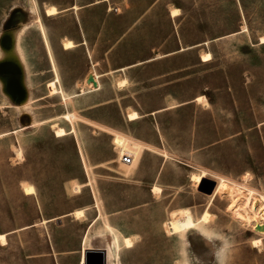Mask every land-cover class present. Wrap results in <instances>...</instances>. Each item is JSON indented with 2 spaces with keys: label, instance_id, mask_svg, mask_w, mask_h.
Here are the masks:
<instances>
[{
  "label": "rangeland",
  "instance_id": "1",
  "mask_svg": "<svg viewBox=\"0 0 264 264\" xmlns=\"http://www.w3.org/2000/svg\"><path fill=\"white\" fill-rule=\"evenodd\" d=\"M262 36L264 0H0V264H81L96 246L113 264L102 215L134 240L119 264H264V234L253 245L230 197L190 177L205 170L264 196ZM56 74L63 92L51 94ZM57 124L75 129L56 136ZM112 131L150 148L121 163ZM176 208L206 209L207 231L168 233Z\"/></svg>",
  "mask_w": 264,
  "mask_h": 264
},
{
  "label": "bare ground",
  "instance_id": "2",
  "mask_svg": "<svg viewBox=\"0 0 264 264\" xmlns=\"http://www.w3.org/2000/svg\"><path fill=\"white\" fill-rule=\"evenodd\" d=\"M76 7V4L74 5ZM56 11H58L57 6L54 4L47 5L45 7V13L47 15H52ZM177 8H174L171 10V14H176ZM39 20L40 25L42 26L41 19L37 18ZM43 30V26H42ZM262 41H264V36L261 37ZM64 48H71L74 45V41L70 38H65L62 42ZM47 45V44H46ZM49 51V50H48ZM53 57V56H52ZM203 59L209 57V53H204L202 55ZM53 69L55 70V66L53 64ZM96 73V72H95ZM59 79V75L56 74V77L47 81V87L48 92L51 94L58 92H63L62 88L57 85V80ZM123 80H119L118 84H122ZM86 82L92 86L97 84L96 77L92 75H88L86 78ZM94 85V86H95ZM64 99L68 97V95L63 94L62 95ZM200 101H203L204 103H207V99L204 94L200 95L198 97ZM63 116L70 121L72 124L73 120L75 118H79L76 112L73 110H67L64 112ZM139 114L136 110H129L127 112L128 119L130 118H136ZM54 127V126H53ZM99 127L104 128L99 125ZM55 128V135H64L69 131H74L75 128H73V125H71L69 130L64 128L62 125L57 124ZM105 129V128H104ZM113 132V141L121 147L123 151L131 152L133 155V161L132 164H135L137 161L139 155L144 149H147L148 146H144L143 144H140L138 141H135L132 138H125L121 135H119L117 132ZM111 132V133H112ZM82 154V160L83 163L87 166L85 163V158L83 152ZM18 155L21 156L20 152H18ZM165 157L168 156V154L164 155ZM131 165V164H129ZM89 168L88 166L86 167ZM128 170V169H127ZM206 173L205 170H202L201 172H191L190 177L192 180H194L195 184H198L201 180V177ZM249 174L245 173L243 178H248ZM23 190L25 193H34L35 188L34 185L31 183H28L26 181H22ZM73 186V185H72ZM82 183H76L74 185L75 191L80 190L82 187ZM246 191L242 189L240 186L237 185L234 181L231 179H228L225 176H218L216 185L213 189V191L210 193V196H213L216 193H225L230 197V202L228 208L231 210L232 214L236 217L240 218L241 220H245L248 222L251 226V229L258 234V236L252 238V244L258 245L261 243L262 235L264 234V196L262 193L255 195L252 188L246 186ZM160 190V187L157 184H154L152 187L153 192H158ZM211 203V201L208 203V205ZM72 214L74 217H80L84 215V208L78 207L77 209L72 210ZM169 218L164 221V225L166 228V231L168 233H183L186 232L190 228H197L202 232H206L207 230L204 229L203 225L209 220V212L205 209L203 213L199 215V217L195 218L191 211L186 208H176V210H171L170 214L168 216ZM97 218V217H96ZM103 218V224L102 228L104 231L108 232L110 236H112L111 244L113 247V264H119V249L121 246L125 247H131L133 246L134 240L132 236L124 235L122 234L115 226H113L108 219ZM96 221V220H95ZM208 229V228H207ZM197 231V230H196ZM214 232V231H213ZM88 233V232H87ZM87 233L83 235L84 242L86 241ZM203 235V234H202ZM105 237V236H104ZM93 240V239H92ZM90 240V241H92ZM0 241L1 243H5V234H0ZM183 241V240H182ZM92 243V242H91ZM216 245V244H215ZM224 245V244H223ZM222 246V245H221ZM106 251L108 257H111V251L110 247L106 246ZM185 247H183L184 249ZM188 248V247H187ZM186 248V249H187ZM187 253V252H186ZM193 255V254H192ZM81 264H84V255L81 253ZM187 256V255H186ZM185 257V256H184ZM185 259V258H183ZM188 261V260H187ZM195 261V260H194ZM186 262V261H185ZM184 264V263H179ZM188 264V263H187ZM198 264V263H197Z\"/></svg>",
  "mask_w": 264,
  "mask_h": 264
},
{
  "label": "water",
  "instance_id": "3",
  "mask_svg": "<svg viewBox=\"0 0 264 264\" xmlns=\"http://www.w3.org/2000/svg\"><path fill=\"white\" fill-rule=\"evenodd\" d=\"M216 185V180L204 176L201 178L197 189L201 192L211 193ZM84 264H107V251L104 246L86 247L83 249Z\"/></svg>",
  "mask_w": 264,
  "mask_h": 264
},
{
  "label": "built area",
  "instance_id": "4",
  "mask_svg": "<svg viewBox=\"0 0 264 264\" xmlns=\"http://www.w3.org/2000/svg\"><path fill=\"white\" fill-rule=\"evenodd\" d=\"M115 143V142H114ZM118 160L124 164H131L133 161V155L130 152L123 151L121 148L118 151Z\"/></svg>",
  "mask_w": 264,
  "mask_h": 264
},
{
  "label": "crops",
  "instance_id": "5",
  "mask_svg": "<svg viewBox=\"0 0 264 264\" xmlns=\"http://www.w3.org/2000/svg\"><path fill=\"white\" fill-rule=\"evenodd\" d=\"M75 5V4H74ZM76 7H77V5H76ZM47 15V14H46ZM72 40V39H71ZM74 41V40H73ZM75 44H76V42L74 41V45L73 46H75ZM64 48V47H63ZM72 48V47H71ZM64 49H70V48H64ZM14 106H16V107H19L20 108V106H22V104H20V105H14ZM150 147H148L147 149H149ZM204 176V175H203ZM72 213V212H71ZM84 248H86V247H84ZM83 248V249H84ZM83 251V250H82Z\"/></svg>",
  "mask_w": 264,
  "mask_h": 264
}]
</instances>
